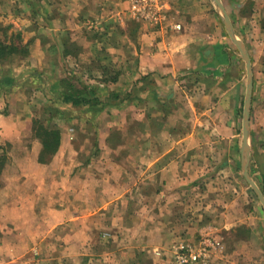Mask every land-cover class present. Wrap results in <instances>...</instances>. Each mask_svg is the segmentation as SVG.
I'll return each instance as SVG.
<instances>
[{"label": "crops", "instance_id": "1", "mask_svg": "<svg viewBox=\"0 0 264 264\" xmlns=\"http://www.w3.org/2000/svg\"><path fill=\"white\" fill-rule=\"evenodd\" d=\"M155 1L169 28L128 0H0V33L15 35L0 43L28 49L0 60V150L21 142L13 108L32 92L73 121L49 162L4 154L0 264H179L181 245L206 247L195 264H264V202L246 176L264 197V0ZM63 79L90 100L66 102Z\"/></svg>", "mask_w": 264, "mask_h": 264}, {"label": "rangeland", "instance_id": "2", "mask_svg": "<svg viewBox=\"0 0 264 264\" xmlns=\"http://www.w3.org/2000/svg\"><path fill=\"white\" fill-rule=\"evenodd\" d=\"M128 1H129V7H130L131 14L135 18H137L139 20V22L140 21L144 22V23L150 22L153 24H160V27L169 28V26L171 24V14L165 13L164 6L162 3H160L159 6H157V4L155 3L156 2L155 0H154V3H152L151 0H128ZM157 1H159V0H157ZM107 2H109V1H107ZM97 5H99V4H93V7H92L93 10L92 11H95V9H98ZM135 6L137 7L138 11L134 8ZM103 7L104 6H102V8ZM6 9H8V8L6 7ZM157 10H159L158 13H156ZM102 12H103V10L100 13H102ZM154 13H155V16L158 18V21H157V19H154V21H153V20H151V17H149V16L153 15ZM103 17H104V19L101 17L99 19V17H98V20H100V21L102 19L107 20L106 15H103ZM98 31L97 30L94 31L96 33V39L104 41L105 36H102L101 35L102 33L98 32ZM73 32H74V35H76L75 38L77 39V41L82 39L81 36H83V34L87 36L88 34L94 33L93 30H86L84 28H82V30L77 28L76 31L73 29ZM112 34H113L112 36L115 40H117V41L120 40V38H119L120 34H118L117 31L116 32L113 31ZM0 36L4 39H9L11 37L15 38V35H13V34L11 35L9 32H6V33L1 32ZM27 59L30 62V64L33 66L36 62H38L37 64H39V60H40V58H38L37 60L35 59V61H33L31 56ZM43 63H44V60L42 61V64ZM44 66H45V63H44ZM64 69L69 76L71 75L70 77H72L73 74H75V75L80 74V73H78V71L76 69H74L72 67L69 68V67L65 66ZM74 70H75V73H74ZM75 75H74V77H75ZM136 93L140 94L139 92H136ZM29 96H30V105H31L30 108H27V110H26V108H23L22 111L20 109L16 110L17 105L18 104H19V106L21 105L19 102H17V105L15 104V108H13V111H15V113H16V111H18L19 115H24V119L21 120L24 122L22 123L21 121H18V123H17V126L21 131V133H19L17 135L20 136L21 142L15 144V145L14 144L9 145L7 147L4 146L5 147L4 151L0 150V165L2 163L3 157L5 158L4 154H7V156H8V153H10V156L15 155V156L19 157V156L25 155V157L40 158V155L42 154L41 151L43 148V143H42V141H41V139L37 133L38 124L35 125L36 120H38V121L40 120V122L42 123V125L44 127H50V128H57L58 126L68 127L73 122L72 118H68L66 120V122L63 121V119H59V117L57 116V114H58L57 109L54 107H50L51 105H49V103L46 104L47 106L46 105L43 106V101L41 100V97H40L41 95L37 96L35 92H32V94ZM9 106H10V104L8 102L7 108H6L7 111H9V109H10ZM3 108H4V106L2 105V107L0 108L2 112L4 110ZM25 114H29V116L25 118ZM161 120H162L161 122L165 121L164 119H161ZM14 122L15 121L10 120L7 124L9 125V124H12ZM132 125H135L134 121H132L131 124L129 125V127L131 129H134L135 126H132ZM154 127H155L156 131H159L162 129L161 124H159L158 126H154ZM87 133H88V135H90V140L87 141L86 137L83 136L84 138L80 137V143L83 145L89 146L88 142H92V144H93L94 134L90 131H87ZM159 136H160L161 140H167L166 139L167 135L163 134V132ZM3 144H4V142H3ZM62 229L64 231L65 230L69 231L70 226L65 225L64 228H62ZM59 232L61 233V231H59ZM32 246H34V244ZM55 246H57V244ZM63 246H64L63 242H59L57 247H59V250L62 251ZM42 247H44V246H42ZM33 252L35 255H37L39 257H40V255L43 254L40 258H43V259L47 258L46 256H44L45 252L41 254V249L39 248V246L35 250H33ZM50 263L52 264V261Z\"/></svg>", "mask_w": 264, "mask_h": 264}, {"label": "trees", "instance_id": "3", "mask_svg": "<svg viewBox=\"0 0 264 264\" xmlns=\"http://www.w3.org/2000/svg\"><path fill=\"white\" fill-rule=\"evenodd\" d=\"M28 49L23 45H16L11 42L3 41L0 43V60H8L11 56H27ZM63 94L65 101L80 105L88 102L90 99L86 96L89 92L86 87L77 88L71 81H62ZM38 124L37 133L40 137L43 148L39 160L42 162H49L58 151L61 143V133L58 128L44 127L40 120L35 121V125Z\"/></svg>", "mask_w": 264, "mask_h": 264}, {"label": "built area", "instance_id": "4", "mask_svg": "<svg viewBox=\"0 0 264 264\" xmlns=\"http://www.w3.org/2000/svg\"><path fill=\"white\" fill-rule=\"evenodd\" d=\"M152 3H154V0H151ZM137 10V7H134ZM138 11V10H137ZM157 13V11H156ZM151 20L154 21V19L158 18L155 16V13L151 16ZM206 250V247L204 246L201 247V249H195L194 247L191 246H185V245H181L178 248V252L176 254V259L178 261L179 264H192V263H198L201 261V257H202V253Z\"/></svg>", "mask_w": 264, "mask_h": 264}, {"label": "water", "instance_id": "5", "mask_svg": "<svg viewBox=\"0 0 264 264\" xmlns=\"http://www.w3.org/2000/svg\"><path fill=\"white\" fill-rule=\"evenodd\" d=\"M217 2H218V4H220L219 3V0H217ZM227 23H228L227 25L229 27L230 33L232 34V36H234V32L232 30L231 25L229 24L230 22H229L228 18H227ZM238 45L240 46L241 50L244 52V54L246 56V59L248 61V68H249V78H250V82H249L248 98H247V103H246V117H247V121H248V118H249L250 99H251L252 88H253V81H252L253 75H252V68H251V64H250V57H249L248 53L246 52L245 48L243 47L242 43L238 41ZM247 145H248V143H247ZM246 152H247L246 159L244 161L245 162V165H247V159H248V155H249V148H247V151ZM246 176L248 177V179L250 180L252 186L255 188V190L257 191V193L260 195L261 199L264 202V197H263L261 191L259 190V188L257 187V185L250 179V177L247 174H246Z\"/></svg>", "mask_w": 264, "mask_h": 264}]
</instances>
